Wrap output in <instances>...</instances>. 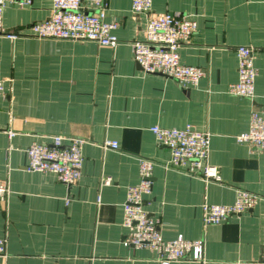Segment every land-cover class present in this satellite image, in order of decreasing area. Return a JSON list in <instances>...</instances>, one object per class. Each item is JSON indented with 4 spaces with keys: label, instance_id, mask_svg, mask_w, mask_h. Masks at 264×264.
<instances>
[{
    "label": "crops",
    "instance_id": "1",
    "mask_svg": "<svg viewBox=\"0 0 264 264\" xmlns=\"http://www.w3.org/2000/svg\"><path fill=\"white\" fill-rule=\"evenodd\" d=\"M51 8L52 0L5 3L3 28L25 33ZM166 12L196 22L179 47L180 61L204 72L196 86L144 73L133 59L132 42L143 38L148 15ZM106 19L117 23L114 47L0 34V180L8 189L0 197L6 251L0 264H158L149 249L123 243V205L127 188L140 181V158L153 163L143 201L161 236L203 242V262L171 264L264 261V150L235 139L248 128L250 112L264 104V0H151L150 10L139 14L131 0H108ZM240 45L253 53L251 99L228 91L237 79ZM185 125L210 134L207 162L218 169V182L169 166V150L149 130ZM53 135L85 140L73 183L26 169L27 147ZM106 140L117 148L104 146ZM235 189L260 199L204 226L201 205L230 204Z\"/></svg>",
    "mask_w": 264,
    "mask_h": 264
},
{
    "label": "built area",
    "instance_id": "2",
    "mask_svg": "<svg viewBox=\"0 0 264 264\" xmlns=\"http://www.w3.org/2000/svg\"><path fill=\"white\" fill-rule=\"evenodd\" d=\"M5 3L28 6L31 0H0V34L6 38L17 37L66 39L80 42H94L114 47L117 38L113 31L117 23L107 20L108 0H52L48 18L31 24L27 32L6 31L2 25ZM151 0H131L134 14L147 13ZM196 30L195 20L186 14L166 12L148 15L143 38L132 42L133 59L144 73L160 74L177 81L183 86H196L203 77L202 69L180 61L179 47L187 42ZM237 58V79L229 86V93L245 98L254 95L256 71L253 65L252 49L248 46L235 48ZM3 95V81L0 80V97ZM150 132L157 143L170 153L169 166L182 168L200 175L205 180L219 181L218 169L207 162L210 134L199 131L191 125L182 128L152 126ZM9 136L14 133L8 131ZM236 141L245 143L252 151L264 150V104L254 108L249 115L248 128L235 136ZM80 137L53 135L49 142H34L26 149L28 171L53 173L65 184L76 181L81 173L82 145ZM104 146L117 148L116 141L106 140ZM140 181L129 186L123 205L122 226L126 233L123 243L132 248H146L155 255L158 264H171L187 260L203 262V242L189 240L181 235L164 239L158 230V220L150 217L144 209V196L151 192L153 163L144 158L138 161ZM109 179L104 180L108 184ZM8 191L0 180V197ZM260 197L243 189H235L230 204L201 205L204 226L218 224L226 217L239 215L252 209ZM0 257H6L5 239L0 237ZM235 264H264V261H236Z\"/></svg>",
    "mask_w": 264,
    "mask_h": 264
}]
</instances>
